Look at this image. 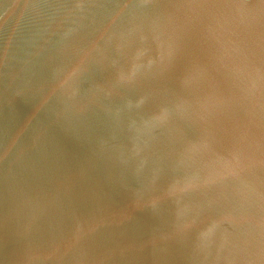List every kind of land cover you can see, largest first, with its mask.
Here are the masks:
<instances>
[{"label":"water","instance_id":"95a60500","mask_svg":"<svg viewBox=\"0 0 264 264\" xmlns=\"http://www.w3.org/2000/svg\"><path fill=\"white\" fill-rule=\"evenodd\" d=\"M0 264H264V0H0Z\"/></svg>","mask_w":264,"mask_h":264}]
</instances>
